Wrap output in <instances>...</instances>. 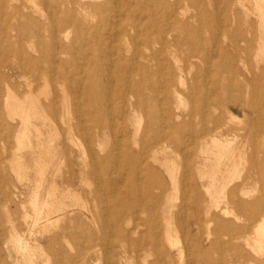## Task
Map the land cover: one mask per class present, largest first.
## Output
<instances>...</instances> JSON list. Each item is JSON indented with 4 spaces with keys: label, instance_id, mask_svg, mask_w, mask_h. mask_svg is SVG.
<instances>
[{
    "label": "rangeland",
    "instance_id": "374dc122",
    "mask_svg": "<svg viewBox=\"0 0 264 264\" xmlns=\"http://www.w3.org/2000/svg\"><path fill=\"white\" fill-rule=\"evenodd\" d=\"M35 1L45 4L42 13H34L39 27L28 24L21 16V13L29 11L24 12L21 8L29 1L13 0L12 4H6L5 0H0V264H29L15 248L12 241L14 235L40 244L41 254L36 256L38 264H153L158 257L148 241L144 242L143 249L133 250L135 242L147 231L142 224L147 214L136 212L133 216L125 215L117 204L128 181L124 154L126 151L137 152L143 144L142 140L149 139L154 127L148 125L149 108L138 102V98L143 97L152 100V92L145 90L143 97L137 96V84L142 83L144 78L156 83L161 99L165 92L168 93L164 110L181 115L193 105L192 99L186 96V88L193 81L205 78L213 81L209 84L212 87L217 82V69L223 66L235 64L240 69L246 65L254 68L258 61L262 67L264 54L262 56L257 49L259 22L254 12V1ZM243 4L249 8L248 14ZM232 20L241 21L240 27L248 37L255 36L250 45L239 41L242 49L250 47L251 54L248 56L244 52L237 55L230 45V37H233L238 25ZM201 38L208 40L207 49L200 43ZM222 51L234 54L237 59L228 61ZM239 56L245 61L241 62ZM28 57L38 63L35 77L28 73ZM39 70H48V77L44 79L40 76ZM238 80L242 83L241 78ZM90 82L94 84V97H101L98 105L89 106L86 103L85 89ZM29 85L43 106L53 102L54 109L45 113L48 118L46 124L41 117L35 118V122L43 133L45 148L56 152L54 165L60 167L57 186L76 193L79 204L72 205L60 221L39 225L34 233H29L23 215L31 210V190L36 175L30 171L29 180L18 178L10 166L17 151L27 157L26 162L31 156L28 148L19 150L21 119L18 116L11 118L5 105L7 86L12 89L14 100L18 96L22 98ZM254 87L250 89L251 93L244 88L242 92L234 89L231 94H221L224 101L232 95L231 100L238 101L242 106L247 102L253 103L255 108L249 117L246 110L228 108L225 102L216 111H209L211 115L222 113L224 124L234 127L239 149L244 152V157L238 159L239 166L230 167L223 173L224 179L230 181L226 190L219 186L211 188V196L206 194L196 170L202 156L201 141L191 145V153H186L183 146L175 149V164L179 166L177 190L165 167L152 159L153 151L160 145H146L141 172L145 176L146 166H149L159 173L163 190L154 191H161L162 206L167 215L171 213L173 216L169 225L173 226L174 234L177 232L175 237L180 245H189L192 253L181 257L166 242L165 223L160 214L161 263H168L163 255V251L168 249L171 251V264H187L189 260L193 264H203L201 255L204 248L200 240L208 232L212 234L211 242L217 239V224L208 221L204 205L199 212L200 220L195 223L199 228L193 234L184 236L183 230L188 231L195 222L181 217L185 214L180 211L186 188L184 168L187 161L193 168L190 179L197 183L207 208L212 207L219 217L231 220L234 225L245 224L246 233L251 236L264 219V126L255 127L247 133L238 130L249 127L247 123L256 118L264 120V83L258 82ZM176 92L181 93L182 101L176 99ZM201 97L199 93L196 95L199 100ZM86 109L102 117L107 127L103 130L95 128L96 124L88 119ZM32 135L36 147L37 137ZM114 146L119 147L117 163L107 174L103 170V157ZM158 155L164 157L160 153ZM252 155L256 156L255 160H252ZM251 166L261 169L251 171ZM53 168H49L47 181L51 180ZM245 179L244 191L247 194L243 195L241 185ZM235 187L241 201L252 204L261 200L262 203L254 205L253 209L233 208L237 218L224 213L225 207L230 206ZM115 190L118 192L114 194ZM188 192L192 198L193 193ZM132 202L139 208L141 202L138 199ZM216 203L221 210H215ZM144 207L149 209L151 205L146 201ZM186 210L192 212L187 206ZM250 214L253 218L246 219ZM235 244L246 252L247 259H242L243 264H260L259 257L243 242L236 241ZM209 252L213 259L219 256L214 250ZM222 264H228V260L225 258Z\"/></svg>",
    "mask_w": 264,
    "mask_h": 264
},
{
    "label": "bare ground",
    "instance_id": "6f19581e",
    "mask_svg": "<svg viewBox=\"0 0 264 264\" xmlns=\"http://www.w3.org/2000/svg\"><path fill=\"white\" fill-rule=\"evenodd\" d=\"M12 1L13 0H5V3H11ZM27 1H29V4H24L21 8H23L24 12L25 10L29 11L23 14L21 13V16L26 19L28 24L39 27L40 24L34 18V13H42V7H44L45 4L44 2H41V4H39L35 0ZM61 1L58 2L62 3ZM251 1H254V12L258 17L259 22L257 49L263 56L264 0ZM242 7L248 14L249 8L245 4H243ZM232 21L234 24L238 23V25L235 33L233 34V37H230V45L233 50L237 52V55H239L238 53L244 52L246 56H248L249 54H251L250 47H248V49H242L239 45V41H243L250 45V43L254 41L255 36L248 37L246 35L244 30L240 27V20ZM248 31L251 30L248 29ZM39 38L40 35H38V40H40ZM200 43L205 49H207L209 44L208 40H206L205 38H201ZM222 52H224V57L228 61H235L237 59L234 54L231 55L227 51ZM239 59L241 60V62L245 61L242 60L240 56ZM27 61L29 63L27 66L28 73L31 76L35 77V72L38 69L36 65H38V63H35L34 61L32 62L30 57H28ZM263 66L261 67V62L258 61L256 62L254 68H252L250 65H246L244 66V68L240 69L235 64L223 66L219 70L217 69V82L215 81L212 87H210L209 84H212L213 81L209 82L205 78L193 81L186 88V96L192 99L193 105L190 109H188V111L181 115H174L171 110H164L163 105L164 103H167L168 93L165 92L162 96L163 99H161L160 95L162 94L161 91L157 89L156 83L148 82L144 78L142 83L137 84L139 88V90H137L138 93H136L137 96L140 95L141 97H143V92L145 90H149L150 92H152V100L148 101L145 97H143L138 98V102L139 104L141 103V105H144V107L149 108L150 114L148 125L154 127L152 128L151 136H148L149 139L142 140L143 144L139 147L137 152L126 151L124 154L125 169L127 170L128 181L127 188L118 199L117 204L122 209V213H124L125 215L133 216V214L136 212H144L147 214V218L144 220L142 219V224L146 226L147 231L144 232V235H141L140 239L137 242H135V249L133 250L143 249V245H145L144 242L148 241V243L152 246V249H155L158 257L153 264H163L159 259V246L161 245V239L158 235L161 226L158 217H160V214L165 223L164 233L166 242L171 246L173 250L175 249L181 257L185 253H187L188 255H191L192 253L189 245H186L185 243L183 245H180L179 239L175 237V234L177 232L174 234L175 230L173 226L171 224L169 225V222L172 220L173 216L171 213L167 215L164 206H162L163 196L161 191H154V189L163 190V180L160 177L159 173L153 168H149V166H146L147 172H145V176L141 172L143 163L142 161L144 158L146 147L152 144L160 145L159 149H155L153 151L152 159L155 163H160L165 167L166 171L169 173V178L173 186L175 187V190H177L176 173L179 169V166L177 167L175 164V158L173 155L175 153V149H179L183 146L186 153H191V145L194 146L197 141H201L200 153L202 154V156L201 160L196 166V170L200 176V182L202 186L205 187L206 194L211 196V188H216L219 186H221L222 189L226 190L230 185V181L224 179L225 177L223 173L227 172L230 167L232 168L235 166H239L238 159L244 157V152L239 149V144L237 143L238 135L236 132H233L234 127L229 126L228 124H224V117L222 113L211 115L209 111L211 109H214L216 111V109L221 108V106L225 102L228 108L230 107L242 111L246 110V116L249 117L253 112V109L255 108V105L253 103L247 102V104L242 106L238 101L231 100L232 95L230 96V98L228 97L227 100L226 98H224V101L221 97V94H231L234 89L241 91L244 88H246L247 93H249L250 89L256 86L258 82L264 83ZM39 75L43 76V78L45 79L46 77H48L49 71L39 70ZM238 78L242 79V83L240 82L241 80H238ZM253 90H255V87L253 88ZM11 91L12 89L7 86V98L5 105L11 118L18 116L21 119L18 135V141L20 143L19 150H21L22 148H28L30 150L31 159L27 161V163V157L24 156L21 152L17 151L13 155L10 166L14 170L15 174H17L18 178L24 177L26 180H29L28 174L30 171H33L36 175L34 185L31 190V210L30 213L25 211L23 215L24 220L29 226V233H34L44 223L45 225L42 226L60 221L63 218L65 212H67L72 205L77 206L79 204L76 199V193H74L70 189L61 190V188L57 186V175L60 172V167L58 165H54L56 152L53 153L49 148H45V141L42 139L43 133L35 122V118L41 117V119L43 120V124H46L48 118L47 114L45 113H47V110L49 111L54 109L53 102L49 103L46 106H43L39 102L38 95L35 93L31 85H29L27 91L25 92V95L22 98L18 96L13 100ZM198 93L202 96L201 100H199V98H196V95ZM111 95L112 94H110V96ZM85 96L86 103H88L87 105L90 106L93 104H100L101 97H94V84H92L91 82L86 85ZM182 98L183 97L181 93L176 92V99L182 101ZM86 115L88 119L94 123V125L96 124L95 128L103 130L107 127V124L103 122L102 117H98L96 114L91 113L87 109ZM247 125H249V127H240L238 128V130H244V133H247L248 131H252L255 127L264 126V120H262L261 118H256L252 123L248 122ZM32 134H35L37 137L36 147H34V144L32 142ZM118 152L119 147L114 146L103 157V170L105 173L109 174L114 163H117L116 161L118 158ZM35 153H37L36 156ZM158 153L164 155V157L160 158ZM252 156V160H255L256 156ZM50 167L54 168L51 180L47 181L46 178ZM259 169H261V167H250L251 171H258ZM230 171L233 170L231 169ZM192 172L193 168L191 166V163L190 161H187L184 168L186 188L180 211L185 214L181 217H186V219L189 218L188 220H192L195 222L190 226L188 231L183 230L185 234L184 236L187 237L189 234H193L195 229L199 228L195 223L198 224V220H200L199 212L202 205L205 206V215L209 217L208 221L215 222L217 224L215 230L217 239L211 242L212 234L208 232L206 237L199 242L202 243V246L204 248V252L201 255V261L203 262V264H222V260H225V258L228 260V264H243L242 259H247L246 252L235 244L236 241L243 242L255 253L256 256L259 257V263L264 264V219L258 224L256 232L253 236L246 233L245 224L240 226L234 225V222H232L231 220L222 219L217 213L212 210V207H206L205 200L203 199V195L200 193V189L197 183L193 182L190 179V177L192 176ZM251 174L252 172L249 173L248 176L251 177ZM69 175L71 177L72 173H70ZM205 178L208 179V183L205 182ZM246 183L247 181L245 179L244 183L241 185V193L243 195L247 194L244 191ZM188 191L193 193L192 198L188 194ZM117 192L118 190H115L114 194ZM232 192L233 196L229 201L230 206L225 207L223 212L233 214L235 218H237L238 216L237 214H235V212H233V208L238 210L253 209L254 205H259L262 203L261 200H257L252 204L241 201V199L239 198V194L237 193V187L233 188ZM66 198H68L69 200H65ZM137 199L138 202H141L139 204V208L137 206H133L132 204V200ZM146 201L151 205L149 209L144 207ZM186 206L187 208L190 207L192 209V212L188 213L186 210ZM214 207L217 211L221 210L219 209V203H216ZM248 218H253V214L248 215L246 219ZM182 220H184V218ZM12 241L17 251L21 253L23 260H25L29 264H38L36 256L41 254V247L38 242L35 241L34 243H31L28 239H25L19 235H14ZM210 250L218 252L219 256L214 259L211 258L209 255ZM226 252L227 254H224ZM163 255L167 259V264H171V251L167 249L163 251ZM187 264L193 263L189 260Z\"/></svg>",
    "mask_w": 264,
    "mask_h": 264
}]
</instances>
